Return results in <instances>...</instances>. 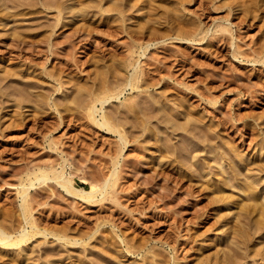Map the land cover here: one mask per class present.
<instances>
[{
    "label": "rangeland",
    "instance_id": "1",
    "mask_svg": "<svg viewBox=\"0 0 264 264\" xmlns=\"http://www.w3.org/2000/svg\"><path fill=\"white\" fill-rule=\"evenodd\" d=\"M18 1L0 0V228L29 240L0 264H264V62L237 53L264 48V0ZM100 87L123 142L87 115ZM54 170L85 191L118 173L81 196Z\"/></svg>",
    "mask_w": 264,
    "mask_h": 264
},
{
    "label": "bare ground",
    "instance_id": "2",
    "mask_svg": "<svg viewBox=\"0 0 264 264\" xmlns=\"http://www.w3.org/2000/svg\"><path fill=\"white\" fill-rule=\"evenodd\" d=\"M6 1V0H5ZM10 1V0H9ZM15 1V0H14ZM18 0H16V2H17ZM21 1V0H20ZM56 1V0H55ZM55 1H54V4H52V2H49V1H47V0H45V1H43V2H41L40 4H39V6L40 7H42V8H45V9H51V8H57L58 9V7H59V4H57V3H55ZM87 1V0H86ZM111 2H112V0H110ZM221 1V0H220ZM19 2V1H18ZM66 2V1H65ZM77 2H79V1H77ZM92 2V1H91ZM117 2L118 1H116V4H117ZM180 2H182V1H180ZM224 2V1H223ZM5 3V2H4ZM10 3H13V1L12 2H10ZM15 3V2H14ZM20 3V2H19ZM22 3V2H21ZM35 3V2H34ZM84 3V2H83ZM88 3V2H87ZM87 3H85V4H87ZM110 3V2H109ZM115 3V2H114ZM17 5H18V3H16ZM15 4V5H16ZM24 3H22V5H23ZM55 4H57V5H55ZM78 4H80V3H78ZM92 4V3H91ZM107 4V3H106ZM115 4V5H116ZM10 4H8V6H9ZM13 5L14 4H12V7H13ZM64 5V4H63ZM218 5H219V3H218ZM217 5V6H218ZM2 6H4V8H8V6H7V4H3L2 3ZM7 6V7H6ZM30 6V5H29ZM81 7H83L82 6V4L80 5ZM80 6H79V8H80ZM85 6V5H84ZM89 6V5H88ZM88 6L86 7V8H88ZM93 6V5H92ZM97 6V5H96ZM109 6V5H108ZM118 6V4L116 5V7ZM0 7H1V5H0ZM15 7V9H13ZM11 10H16V6H14ZM62 7V6H61ZM3 8V9H4ZM70 9L71 8H73V6L71 7V5H70V7H69ZM74 8H75V6H74ZM76 8H78V7H76ZM84 8V7H83ZM93 8V7H92ZM104 8V7H103ZM118 8H119V6H118ZM2 9V11L4 12V10H6V9H4L3 10ZM9 9V8H8ZM38 9V8H37ZM67 9V8H66ZM81 9V8H80ZM80 9H78L79 11H80ZM19 10V9H18ZM24 10V9H23ZM82 10V9H81ZM84 10V9H83ZM1 11V12H2ZM60 10H58V12H59ZM75 11V10H74ZM108 11V10H107ZM8 12V11H7ZM35 12H38V10L37 11H35ZM65 12V11H64ZM99 12V11H98ZM9 13V12H8ZM8 13H6V14H8ZM10 13H12L11 11H10ZM9 13V14H10ZM40 13V12H39ZM81 13V12H80ZM80 13L78 12V13H76V15L77 14H79L80 15ZM89 13V12H88ZM8 14V15H9ZM13 14V13H12ZM32 14H34V13H32ZM38 14V13H37ZM56 14V13H55ZM65 14H67V13H65ZM87 15V14H86ZM18 16V15H17ZM21 16V15H20ZM25 16V15H24ZM55 16H57V15H55ZM6 17H8V16H6ZM12 16H10V18H11ZM14 17V16H13ZM33 17H35V16H33ZM39 17V16H38ZM37 17V18H38ZM42 17V16H41ZM40 19V18H39ZM46 19V18H45ZM34 20H37V19H34ZM44 20V19H43ZM49 20V19H48ZM33 21V20H32ZM54 21V20H53ZM0 22H2V21H0ZM34 22V21H33ZM178 22H179V20H178ZM193 22V21H192ZM41 23H43L44 24V22H41ZM85 23V22H84ZM194 23V22H193ZM180 24V26H178L179 28L181 27V22L179 23ZM190 24V23H189ZM189 24H187L186 26L188 27V25ZM195 25H196V23H194ZM37 25V24H36ZM42 25V24H41ZM177 25V24H176ZM38 26H40V25H38ZM38 26H36V27H38ZM90 26V25H89ZM192 26L194 27V25L192 24ZM49 27V26H48ZM176 27V26H175ZM183 27H184V24H183ZM191 27V26H190ZM190 27H188V28H190ZM222 27V26H221ZM225 27V26H224ZM52 28H54V27H52ZM177 28V27H176ZM178 28V29H179ZM195 28V27H194ZM181 29V28H180ZM180 29L178 30V32H180ZM183 29V28H182ZM192 29V31H193V28H191ZM191 29L189 30V29H187L186 30V32H184V34H186L187 33V31H191ZM33 30V29H32ZM80 30V29H79ZM222 30V32L223 31H226L227 29L226 28H222L221 29ZM49 31V30H48ZM74 31V30H73ZM228 31V30H227ZM226 31V32H227ZM15 32V31H14ZM47 32V31H46ZM176 32H177V29H176ZM191 33V32H190ZM74 34V33H73ZM137 34V33H136ZM173 34V33H172ZM192 34V33H191ZM178 35H179V33H178ZM23 36L24 35H22V38H21V40L23 39ZM40 36V35H39ZM38 36V37H39ZM65 36V35H64ZM85 36V35H84ZM185 36H187V35H185ZM184 35H179L177 38H179V39H188L187 37H185ZM188 36H189V34H188ZM41 37V36H40ZM42 37H43V35H42ZM66 37V36H65ZM12 38V37H11ZM26 37H24V39H25ZM37 38V37H36ZM71 38V37H70ZM84 38V37H83ZM27 39V38H26ZM56 39V38H55ZM62 39V38H61ZM61 39H58V40H60L61 41ZM189 39H191L190 37H189ZM33 39H31V41H32ZM39 40V39H38ZM23 41H25V40H23ZM59 41V42H60ZM78 40L76 39V42H77ZM15 42V41H14ZM54 42H56V41H54ZM25 43H27V42H25ZM57 43V42H56ZM55 43V44H56ZM68 43H69V41H68ZM90 43V42H89ZM59 44V43H58ZM81 44V43H80ZM129 44V43H128ZM13 45V44H12ZM26 45V44H25ZM75 45H77V44H75ZM131 45V44H130ZM51 46H53V44L51 45ZM86 46V45H85ZM135 46V45H134ZM142 46V45H141ZM67 47H70V48H64L65 50H64V52L66 51V49H67V51L70 49L71 51H74V46H67ZM76 47V46H75ZM24 48V47H23ZM35 48V47H34ZM38 48V47H37ZM239 48V47H238ZM252 48V47H251ZM128 50V49H127ZM34 51V50H33ZM36 51V50H35ZM43 51V50H42ZM129 51V50H128ZM249 51L251 52V53H248V54H245V53H243V51H238L237 50V53L240 55V56H242L241 58H247V59H249L248 57H251V59L253 60V62H264V48H262L261 50H259L258 48H252V49H249ZM17 52V51H16ZM24 52V51H23ZM52 52H54L53 50H52ZM246 52H248V51H246ZM37 53V52H36ZM56 53V52H55ZM16 54V53H15ZM100 54V53H99ZM24 55V54H23ZM22 55V56H23ZM38 55V54H37ZM64 55H65V53H64ZM66 55L68 56V54H67V52H66ZM18 56V55H17ZM63 56V55H62ZM65 58H67V59H69V57H70V55H69V57H66V56H64ZM63 57V58H64ZM104 57V56H103ZM129 57V56H128ZM22 58V57H21ZM26 58H28V56H26ZM62 58V59H63ZM30 60H31V58H30ZM252 60H250V61H252ZM31 61H33V60H31ZM59 61V60H58ZM56 62H57V60H56ZM60 63V62H59ZM59 63L57 62V64H58V66H59ZM61 64V66H64L65 64L63 63V62H61L60 63ZM63 64V65H62ZM131 65V64H130ZM60 67V66H59ZM65 67V66H64ZM14 68H11V70L13 71V72H15L14 70H13ZM58 69V68H57ZM7 71H8V69H7ZM57 71V70H56ZM140 71V70H139ZM17 73V72H16ZM58 73V72H57ZM18 74V73H17ZM16 74V75H17ZM47 74V73H46ZM10 75V74H9ZM8 75V76H9ZM49 75H51V74H49ZM54 75V74H53ZM5 76V75H4ZM25 77V76H24ZM138 77H139V74H138V70H137V68L135 69V71H134V73L130 76V79H129V83H128V85H130L131 86V88H133V87H136V86H134L133 85V82H136V81H138ZM5 78H6V76H5ZM32 78H34V77H32ZM3 79V78H2ZM22 80H24V79H22ZM142 80V79H141ZM140 80V81H141ZM1 81V80H0ZM3 81V80H2ZM39 81H41V80H39ZM104 81V80H103ZM1 83V82H0ZM17 84H19V83H17ZM101 84H103V83H101ZM138 84V83H137ZM20 85V84H19ZM120 85V84H119ZM25 86V85H24ZM23 86V87H24ZM102 86V85H101ZM106 86L109 88V86L106 84ZM118 86V85H117ZM116 86V87H117ZM19 87H21V86H19ZM22 87V88H23ZM103 87V86H102ZM102 87H100V89H102L103 90V88ZM26 88V87H25ZM41 88V87H40ZM39 88V89H40ZM38 89V88H37ZM99 89V88H98ZM15 90V89H14ZM31 90H33V89H31ZM100 91V92H98V93H92V92H90V98H91V107H88V109H87V115H88V117L91 119V121L93 122V123H95L97 126H99L100 128H104V129H106L107 131H109V132H117L118 133V135H119V140L121 141V142H123V141H125V137H124V135L122 134V132H119V130H118V128L114 125V124H112V122H114V121H110V119H109V117L107 116V115H104L103 113L100 115V118L99 119H95V117L93 116V113L94 112H97L96 110H95V104L98 102L101 106L105 103V102H107L108 100H112V99H116V98H118V95L121 93V91H117V90H115V88L112 90V87H111V90H107V89H105V90H103V91ZM16 91V90H15ZM29 91V90H28ZM28 91H27V93H28ZM94 91H96V90H94ZM31 91H29V93H30ZM97 92V91H96ZM17 94L19 93V92H16ZM28 93V94H29ZM32 93V92H31ZM31 93H30V95H31ZM250 93L252 94V91H250ZM25 94H26V92H25ZM27 94V96H29ZM37 94V93H36ZM20 95H21V93H20ZM42 95V94H41ZM88 95V94H87ZM19 96V95H18ZM30 97V96H29ZM32 97V96H31ZM30 97V98H31ZM35 97V96H34ZM88 97H89V95H88ZM36 98H38V97H36ZM40 98V97H39ZM46 98V97H45ZM90 98H88L89 100H90ZM27 99H28V97H27ZM41 100H42V97L40 98ZM35 100V99H34ZM33 100V101H34ZM38 101H40V100H38ZM67 101V100H66ZM35 102V101H34ZM65 102V101H64ZM159 102V101H158ZM160 102H162V101H160ZM156 103H157V101H156ZM35 104H36V102H35ZM39 104V103H38ZM87 104H88V102H87ZM87 104H86V106H87ZM67 105V104H66ZM164 105V104H163ZM57 106V105H56ZM85 106V107H86ZM132 106H133V104H132ZM151 106V105H150ZM178 106V105H177ZM134 107V106H133ZM130 108H131V105H130ZM135 108V107H134ZM161 108V107H160ZM128 109H129V107H128ZM165 109V108H164ZM163 109V110H164ZM93 110H95V111H93ZM153 110V109H152ZM154 110H156V109H154ZM162 110V109H161ZM160 110V111H161ZM131 110H129V111H127V112H130ZM157 112H158V110H156ZM185 111V110H184ZM153 112V111H152ZM155 112V111H154ZM156 112V113H157ZM162 112V114H164V111H161ZM169 112V111H168ZM132 113V112H131ZM135 113V112H134ZM138 113V112H137ZM136 113V114H137ZM166 113V112H165ZM133 114V113H132ZM152 114H154V113H152ZM180 114H182V113H180ZM189 114V113H188ZM187 114V115H188ZM135 115V114H134ZM150 115V114H149ZM158 115V114H157ZM169 115H171V114H166L165 115V117L166 118H164L163 119V121H165V119L167 120V116H169ZM184 115V114H183ZM187 115H185V116H187ZM107 116V117H106ZM173 116V118H174V115H172ZM148 117V116H147ZM154 117V116H153ZM164 117V116H163ZM188 117H190V116H188ZM187 117V118H188ZM159 118V117H158ZM161 118V117H160ZM183 118H185V117H183ZM194 119V118H193ZM142 120V119H141ZM159 120V119H158ZM168 120H170L173 124H174V122L175 123H177L178 121L176 120V121H174L173 122V120H171V118L169 117V119ZM186 120V119H185ZM189 120H192V119H189ZM162 121V122H163ZM187 121V120H186ZM195 121V120H194ZM197 121V120H196ZM138 122H140V121H138ZM150 122V121H149ZM169 122V121H168ZM146 123V122H145ZM172 123H171V125H172ZM178 123H180V122H178ZM193 124V123H192ZM141 125V124H140ZM178 126H181V125H179V124H177ZM177 125H172L173 126V128H174V126H175V128H176V126ZM186 125V124H185ZM142 126V125H141ZM172 126H171V128H172ZM184 126V125H183ZM208 126V125H207ZM210 126V125H209ZM144 127V126H143ZM186 127V126H185ZM211 127V126H210ZM210 127H208L209 129H210ZM181 128V127H180ZM183 128V127H182ZM194 128V127H193ZM212 128V127H211ZM147 129V128H146ZM179 129V128H178ZM173 130V129H172ZM173 132H174V130H173ZM206 133H207V131H206ZM204 135V134H203ZM208 135V134H207ZM211 136V135H210ZM167 137V136H166ZM203 137V136H202ZM207 137V136H206ZM209 137V136H208ZM204 138H205V135H204ZM209 138H211V137H209ZM209 138H206V140L207 139H209ZM200 140H203L202 138L200 139ZM199 140V141H200ZM203 141H205V140H203ZM208 141V140H207ZM201 142V141H200ZM262 142V141H261ZM264 143V142H263ZM167 145V144H166ZM171 145V144H170ZM183 145V144H182ZM234 149V148H233ZM234 152H235V150H234ZM237 153V152H236ZM239 154V153H238ZM231 155V154H230ZM240 155V154H239ZM242 156V155H241ZM240 156V157H241ZM238 157V156H237ZM243 157V156H242ZM245 159V158H244ZM261 159V158H260ZM242 160V159H241ZM264 160V159H263ZM262 160V162H264ZM243 161V160H242ZM255 161V160H254ZM246 162V161H245ZM248 162V161H247ZM251 162V161H250ZM261 162V163H262ZM242 163V162H241ZM255 163V162H254ZM234 164V163H233ZM237 165V164H236ZM235 165V166H236ZM239 165V164H238ZM254 165V164H253ZM256 165H257V161H256ZM260 166H261V168H262V166L264 165H261V164H259ZM258 165V166H259ZM244 166V165H243ZM223 167V166H222ZM234 167V166H233ZM238 167V166H237ZM220 168V167H219ZM222 169V168H221ZM247 169V168H246ZM253 169V168H252ZM218 170H220V169H218ZM251 170V169H250ZM225 171V170H224ZM231 171H233V170H231ZM237 171V170H236ZM248 171H249V169H248ZM253 171V170H252ZM257 171V170H256ZM54 172H55V170H54ZM53 172V179H55L56 181H57V183L61 186V187H63L64 188V190L67 192V193H70V194H74V195H81V196H91V195H93V194H95L96 192H100V193H102L103 194V192H105V189L106 188H108V187H110L113 183V181H114V177L116 176V174L118 173V171L116 172L115 170H113L112 172H111V174H110V176H109V178H107V179H105L104 180V182H103V184H102V186L101 187H99V188H97L95 185H91L90 186V190L89 191H85L84 189H78V188H75L73 185H72V183H71V180H70V178H66L65 176H63V172L62 171H60V172H55L54 173ZM240 172V171H239ZM260 172V171H259ZM259 172H257V173H259ZM52 173V172H51ZM219 173V172H218ZM224 173H226V172H224ZM234 173V172H233ZM232 173V174H233ZM246 173V172H245ZM235 174V173H234ZM218 175V174H217ZM224 175V174H223ZM236 175H237V173H236ZM240 175V174H239ZM238 175V176H239ZM243 175H244V172H243ZM245 175H247V174H245ZM235 176V175H234ZM240 176H242V175H240ZM224 177H226V176H224ZM223 177V178H224ZM249 177V176H248ZM37 179H44V178H47L46 177V173L45 172H43V171H40V173L38 174V176L36 177ZM252 178V177H251ZM255 178H257V177H255ZM259 178V177H258ZM113 180V181H112ZM244 182V181H243ZM255 182V181H254ZM259 182V181H258ZM261 183V182H260ZM245 184V183H244ZM256 184H258V183H256ZM253 185H255V184H253ZM260 185V184H259ZM249 186H251V185H248V187ZM258 186V185H257ZM243 187H244V185H243ZM248 187H247V189H248ZM252 189V188H251ZM253 190H255V189H253ZM249 191H250V189H249ZM243 193H245V192H243ZM251 193V195H253V194H256L257 195V193H254L253 191L252 192H250ZM262 194V193H261ZM26 192L25 191H23L22 193H21V199H22V201L24 202L25 201V198H26ZM250 195V196H251ZM258 195H260V194H258ZM248 196H249V194H248ZM254 196V195H253ZM264 197V196H263ZM253 197H251V199H252ZM254 198H256V197H254ZM262 198V197H261ZM258 199V198H257ZM256 200V199H255ZM255 200H253V203H254V201ZM258 200H260V198L258 199ZM257 200V201H258ZM232 201V200H231ZM257 201H255V202H257ZM264 201V200H263ZM28 202V203H27ZM29 202H30V200L28 201H26L25 203H23V205L21 206V209H22V214H23V216H24V218L25 219H27L28 218V211H29V208H31L30 207V205L28 206V204H29ZM33 202V201H32ZM32 202H30V204L32 203ZM259 202V201H258ZM262 202V201H261ZM260 202V203H261ZM231 203V202H230ZM233 203V202H232ZM263 203V202H262ZM257 204V203H256ZM259 204V203H258ZM257 204V205H258ZM244 205V204H243ZM246 205V204H245ZM260 205H262V204H260ZM259 206V205H258ZM29 207V208H28ZM245 208L247 207V206H244ZM253 207V206H252ZM256 206L254 205V208H255ZM260 207V206H259ZM258 207V208H259ZM28 209V210H27ZM240 209H242V208H240ZM244 209V208H243ZM242 209V210H243ZM250 209V208H249ZM253 209V208H252ZM260 209H262L261 211H260V213H259V215H261L260 216V218L261 217H263V219H264V206H263V208H261L260 207ZM251 210V209H250ZM250 210H248V211H250ZM246 210H244V213H245V215L247 214V212H245ZM257 211V210H256ZM255 211V212H256ZM258 211V212H259ZM252 212V211H251ZM254 213V212H253ZM252 214V213H251ZM250 214V215H251ZM256 215V214H255ZM241 216V215H240ZM249 216V215H248ZM257 216H258V214H257ZM257 216H255V218L257 217ZM242 218H244V217H242ZM246 218V217H245ZM247 218H249V217H247ZM259 218V217H258ZM251 219H252V216H251ZM251 219H249V220H251ZM260 220V219H259ZM32 221V220H31ZM246 221H248V220H246ZM253 223H254V221H252ZM257 223V225H264V220H262V221H256ZM245 224H246V222H245ZM249 224V223H248ZM247 224V225H248ZM255 224V223H254ZM252 225V224H251ZM251 227V226H250ZM242 228V227H241ZM244 228V227H243ZM253 228V227H252ZM247 229H245V231H246ZM255 230V229H254ZM254 230H253V232H254ZM257 231V230H256ZM259 231H260V229H259ZM253 232H252V234H253ZM249 233V232H248ZM257 233H259V232H257ZM239 234V233H238ZM236 235V234H235ZM254 235V234H253ZM258 235H260V234H258ZM240 236H243V235H241L240 234ZM246 236H249V238L248 239H250V235L249 234H247ZM12 238V237H11ZM10 238V235H8L7 234V232H5L4 230H2L1 228H0V245H5V246H13V245H20L21 243H23V242H25L29 237L27 236V234H25V233H22V234H20V236L19 237H17V238H15V239H11ZM244 238V237H243ZM252 238V237H251ZM240 239V238H239ZM29 240V239H28ZM246 240V239H245ZM240 241V242H239ZM242 241H244V240H242ZM234 242V241H233ZM238 242L241 244L242 242H241V239L240 240H238ZM246 242V241H245ZM239 243H237V244H239ZM231 244V243H230ZM234 244H236V243H234ZM245 244V243H244ZM242 245H243V243H242ZM242 245H240V246H242ZM230 247V246H229ZM228 248V247H227ZM245 249V248H244ZM235 250V249H234ZM261 250V249H260ZM259 250V251H260ZM227 251V250H226ZM254 251V250H253ZM256 251V250H255ZM255 251H254V253H252L253 254V256H257L258 255V253H257V251H256V253H255ZM258 251V252H259ZM261 252V251H260ZM264 252V251H263ZM226 253V252H225ZM227 254V253H226ZM261 254V253H260ZM247 255V254H246ZM234 256V255H233ZM232 256V257H233ZM236 256H238V255H236ZM243 256V255H242ZM251 257H252V255H250ZM226 257H228V256H226ZM224 258V259H229L230 258V255H229V258ZM247 257H249L248 255H247ZM259 257V256H258ZM261 257L263 258L264 256L261 254ZM238 258V257H237ZM254 258V257H253ZM239 259V258H238ZM247 259V258H246ZM255 259V258H254ZM261 259V258H260ZM231 260H232V258H231ZM230 260V261H231ZM239 260H242V259H239ZM263 260H264V258H263ZM234 262H235V260H234ZM225 264V263H224ZM229 264V263H228ZM236 264V263H235Z\"/></svg>",
    "mask_w": 264,
    "mask_h": 264
}]
</instances>
